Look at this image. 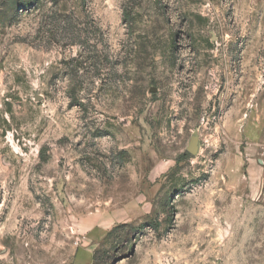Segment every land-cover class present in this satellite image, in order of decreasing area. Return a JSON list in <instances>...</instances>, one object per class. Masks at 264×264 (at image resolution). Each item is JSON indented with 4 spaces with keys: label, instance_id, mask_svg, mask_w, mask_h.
<instances>
[{
    "label": "rangeland",
    "instance_id": "374dc122",
    "mask_svg": "<svg viewBox=\"0 0 264 264\" xmlns=\"http://www.w3.org/2000/svg\"><path fill=\"white\" fill-rule=\"evenodd\" d=\"M0 264H264V0H0Z\"/></svg>",
    "mask_w": 264,
    "mask_h": 264
},
{
    "label": "water",
    "instance_id": "95a60500",
    "mask_svg": "<svg viewBox=\"0 0 264 264\" xmlns=\"http://www.w3.org/2000/svg\"><path fill=\"white\" fill-rule=\"evenodd\" d=\"M201 143H200V136L198 132H194L191 137L190 141L187 145V152L192 155H197L200 151Z\"/></svg>",
    "mask_w": 264,
    "mask_h": 264
},
{
    "label": "trees",
    "instance_id": "16d2710c",
    "mask_svg": "<svg viewBox=\"0 0 264 264\" xmlns=\"http://www.w3.org/2000/svg\"><path fill=\"white\" fill-rule=\"evenodd\" d=\"M24 4H26V3H24ZM27 5V4H26ZM186 155H190V153L189 152H186Z\"/></svg>",
    "mask_w": 264,
    "mask_h": 264
},
{
    "label": "flooded vegetation",
    "instance_id": "af4514ba",
    "mask_svg": "<svg viewBox=\"0 0 264 264\" xmlns=\"http://www.w3.org/2000/svg\"><path fill=\"white\" fill-rule=\"evenodd\" d=\"M200 143H201V141H200Z\"/></svg>",
    "mask_w": 264,
    "mask_h": 264
}]
</instances>
